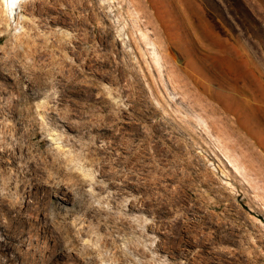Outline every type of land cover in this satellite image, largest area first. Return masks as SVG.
<instances>
[{
    "label": "rangeland",
    "instance_id": "1",
    "mask_svg": "<svg viewBox=\"0 0 264 264\" xmlns=\"http://www.w3.org/2000/svg\"><path fill=\"white\" fill-rule=\"evenodd\" d=\"M1 6L0 145L27 154L0 158V172L25 217L46 204L70 208L81 192L102 211L86 221L106 239L103 264H114L112 239L121 264H264V0ZM24 31L31 48L14 37ZM41 125L86 144L70 147L76 183L43 163L59 140L42 138ZM6 232L0 245L23 264L44 246Z\"/></svg>",
    "mask_w": 264,
    "mask_h": 264
},
{
    "label": "bare ground",
    "instance_id": "2",
    "mask_svg": "<svg viewBox=\"0 0 264 264\" xmlns=\"http://www.w3.org/2000/svg\"><path fill=\"white\" fill-rule=\"evenodd\" d=\"M21 1L22 0H0V4L2 5L1 7L6 6V9L4 10L5 12L11 10V12L13 13L16 10V6L21 4ZM3 12L2 14H4ZM36 35H38V32L36 33ZM51 35H55L57 37V42L60 40V37L57 33H51ZM141 36H143L142 39H144L143 41L145 42L147 47L148 45L150 47L152 46V53L155 54V50L153 48L154 44L147 36V34L143 32ZM14 37L23 39V41L25 42L24 45H26L27 48L32 47L30 45V40L32 39V37L28 36L25 31L18 33ZM18 44L19 43H17V45ZM61 45H63V43ZM31 56L35 58L36 56H39V53L33 51ZM154 62L155 65L158 67V60H155ZM243 89L245 91H248L245 86H243ZM55 127V125H41V127L39 128V134L43 136L42 138L46 139L47 141H50V143H52V141L54 140H59V144H57V146L47 149L45 151L47 160H50V163H43H45L46 166L48 164L51 165L57 174H61L67 179L70 178L73 180V178L76 177V174L73 172L71 162L73 161V159H75L73 158L75 156L70 147H86V144L81 141V137L79 136H77V140H73L71 138L63 136L59 131L56 130ZM33 134L34 133H30V135ZM14 151L20 154V158L26 156L27 154V150L25 147L21 148L19 146H12V149L10 150L6 148L3 144H1L0 158L3 159L7 154H9L8 158L11 159V163L15 162V160H17V157H15L16 154L13 153ZM88 157L89 156L87 154L81 155L82 165L80 169L82 170L81 173H84L85 175V168L88 165ZM2 159L0 162H8L7 160L2 161ZM228 161L231 165H235L232 164L231 160L228 159ZM236 168L237 167H235V170ZM77 181L79 180H73L74 183H76ZM11 182L12 178L4 176L3 173L0 172V208L5 210V213H7V215L9 216L7 220L9 224V226H7V230H5V228H3V226L0 224V233L7 231L6 233H9L10 235L14 236L21 246L25 245L27 241L31 240L39 242L42 239L44 241L43 247L31 248V252L29 253V255L24 258L27 264H50L53 260H57L64 256H73L74 258L79 260L80 264H103V262L105 261L104 253L106 251V244L104 245V242L106 239L101 233L100 226H91V224L86 221L88 217L100 215L102 211L100 209H93L94 212L91 211L89 205L87 204V201L85 200L84 193H76L77 196L73 197L74 203L70 208H63L46 204L44 206L34 208L32 210L33 215L27 218L24 216L22 208L18 207L17 204L14 203L13 197L9 196L7 193H4V191H6V188L11 184ZM19 191H21L20 186H18V189H16V192ZM9 197H11V201L13 202H8L7 198ZM63 199L64 201L68 202L67 199ZM104 211L107 212L106 210ZM75 213L81 214V216L84 218L83 223L79 227L73 226L66 220L68 217ZM91 214H93V216H91ZM115 230H117L116 232L122 231L117 227ZM91 235L95 237V244L89 245L87 243L88 239L86 238H89ZM115 241V239H112L110 241V248L116 249L112 256L115 257H111V259L112 261H114V264H121V260L118 259L120 258L118 254L119 249L117 251V245L115 244ZM2 247L3 246L0 245V264H23L22 262H20V258L13 251V249H11V247ZM124 258L129 261H132L130 258H128V256Z\"/></svg>",
    "mask_w": 264,
    "mask_h": 264
}]
</instances>
